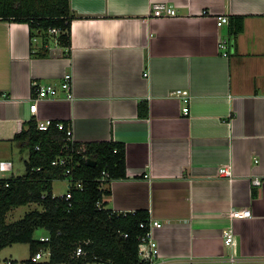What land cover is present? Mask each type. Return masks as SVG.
Wrapping results in <instances>:
<instances>
[{
	"label": "crops",
	"instance_id": "1",
	"mask_svg": "<svg viewBox=\"0 0 264 264\" xmlns=\"http://www.w3.org/2000/svg\"><path fill=\"white\" fill-rule=\"evenodd\" d=\"M70 2V56L55 43L33 55L28 24L0 20V165L25 150L13 139L32 118L67 122L82 144L124 143L127 178L111 181L104 204L163 223L154 230L161 259L264 264V0ZM157 2L178 14L154 16ZM219 15L229 23L219 27ZM235 16H244L237 34ZM222 38L232 41L227 56ZM66 73L75 98H45L33 115V82L59 85ZM175 89L190 92L189 114ZM226 164L232 177L218 173ZM234 208L252 215L232 219Z\"/></svg>",
	"mask_w": 264,
	"mask_h": 264
},
{
	"label": "trees",
	"instance_id": "2",
	"mask_svg": "<svg viewBox=\"0 0 264 264\" xmlns=\"http://www.w3.org/2000/svg\"><path fill=\"white\" fill-rule=\"evenodd\" d=\"M75 17L70 0H0V20L27 23L32 43L39 41L32 48L35 56L48 55L54 43L70 56ZM233 19L239 21L236 28L231 26L237 34L243 30L244 16ZM35 38L37 41H33ZM140 114L148 115L147 104L140 105ZM13 141L27 149L29 157L24 174L0 177V252L15 243H28L30 256L40 249H50L52 261L57 263L148 264L139 251L140 237L147 233L141 223H148L149 212H116L104 204V197L111 194V181L127 178L124 143L71 141L64 130L55 126L40 130L33 118ZM60 157L67 163L54 164ZM88 158L96 160L95 166L87 164ZM104 171L106 179L102 181ZM58 179H68L71 199L54 194L53 183ZM78 182L82 187H77ZM33 202L43 209L7 221L10 210ZM38 229H45L50 239L35 238ZM80 245L85 253L77 257L75 251ZM25 264H32L30 257Z\"/></svg>",
	"mask_w": 264,
	"mask_h": 264
},
{
	"label": "built area",
	"instance_id": "3",
	"mask_svg": "<svg viewBox=\"0 0 264 264\" xmlns=\"http://www.w3.org/2000/svg\"><path fill=\"white\" fill-rule=\"evenodd\" d=\"M154 16L157 17H166V16H176L178 14L177 9L166 2H157L154 3L153 11ZM229 23V17L227 15H219L217 17V24L219 27L223 26L224 24ZM52 33H57L56 29L50 30ZM33 41H37L35 38ZM230 38H222L219 41V48L224 52V55L227 56L230 53V45H231ZM148 73H145L147 75ZM63 92L65 98L69 100H73L75 98L74 91H73V77L71 73H66L64 75L63 80L60 82L59 85L54 83H42L39 81L33 82V94L31 96V105L30 111L33 115L37 114L39 102L45 98L49 97H56L59 93ZM173 96L181 98L185 105L183 107L184 114H189L190 112V92L185 89H175L171 93ZM34 119V118H33ZM36 120V119H35ZM37 126L40 130H49L52 126L57 127L60 130H64L67 137L71 141L74 140V132L73 127L70 124H66L64 121H55L53 119H45V120H36ZM54 164H66L67 159L64 157L57 158L53 161ZM11 168L5 163H1L0 169L6 170ZM66 173H70V169L66 171ZM219 175L224 177H232L233 171L232 166L230 164L223 165L219 168ZM106 171L103 172V176L101 178L104 181L106 178ZM253 183L255 185H260L261 180L259 178L254 179ZM8 185V183H7ZM103 186H106V183H102ZM77 187H82L81 182L77 183ZM66 195V199H71L72 195L70 191L64 193ZM62 194V195H64ZM125 213V212H124ZM252 211L249 208H234L231 209L229 216L232 219H243L247 217H251ZM163 223L156 221L149 217L148 223L142 222L141 227L147 228V233L140 237V251L139 254L143 260H146L148 264H169L167 261L161 259L160 250L158 246V242L154 237V230L156 228L162 227ZM128 236V234H125ZM42 241H48L50 237L48 235L43 236L40 238ZM224 239L225 244L229 246H233L235 244V237L234 231L232 227H229L224 230ZM85 253L83 246L80 245L75 251L77 257L83 255ZM235 257H232L234 259ZM32 264H68L65 262H53L51 258V251L50 249H40L39 251L35 252L33 255L30 256ZM104 264H111L109 262H105Z\"/></svg>",
	"mask_w": 264,
	"mask_h": 264
},
{
	"label": "rangeland",
	"instance_id": "4",
	"mask_svg": "<svg viewBox=\"0 0 264 264\" xmlns=\"http://www.w3.org/2000/svg\"><path fill=\"white\" fill-rule=\"evenodd\" d=\"M28 150L23 152L16 150L13 156L11 155L10 162L13 167L8 170H0V175L5 177H10L11 175H22L26 172L25 159L28 158ZM68 189V180L67 179H58L53 183V192L55 195H62ZM42 210L43 206L39 203H29L22 205L10 210L7 214V221L14 222L22 218L27 212L31 210ZM47 235L45 229L36 230L34 236L35 238H41ZM30 257V245L28 243H15L0 252V264H11V261H14V264H25L26 260ZM10 261V262H9ZM84 264H104L98 262H87Z\"/></svg>",
	"mask_w": 264,
	"mask_h": 264
},
{
	"label": "water",
	"instance_id": "5",
	"mask_svg": "<svg viewBox=\"0 0 264 264\" xmlns=\"http://www.w3.org/2000/svg\"><path fill=\"white\" fill-rule=\"evenodd\" d=\"M87 164L91 165V166H95L96 164V160L92 159V158H88L87 159Z\"/></svg>",
	"mask_w": 264,
	"mask_h": 264
}]
</instances>
